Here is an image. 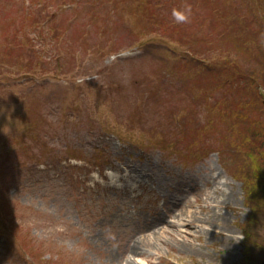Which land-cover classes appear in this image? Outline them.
<instances>
[{"label": "rangeland", "instance_id": "rangeland-1", "mask_svg": "<svg viewBox=\"0 0 264 264\" xmlns=\"http://www.w3.org/2000/svg\"><path fill=\"white\" fill-rule=\"evenodd\" d=\"M70 1L0 0V264H260L264 0Z\"/></svg>", "mask_w": 264, "mask_h": 264}, {"label": "trees", "instance_id": "trees-1", "mask_svg": "<svg viewBox=\"0 0 264 264\" xmlns=\"http://www.w3.org/2000/svg\"><path fill=\"white\" fill-rule=\"evenodd\" d=\"M258 26H260L264 31V23H261ZM262 69H264V62L262 63V68L260 70ZM255 86L256 88H254L253 94H251L250 97L245 96L242 99V104L247 107L248 112L246 122H243V124H248L246 134L251 139V144H253V154L256 158V162L258 163L260 173L264 174V99L262 98V95L264 96V73L260 78V81ZM248 98L250 100H255V103L251 101L248 103ZM235 110L236 112H233L237 115L242 111V109L239 111L238 105ZM259 191H262V194H264L263 189L260 188Z\"/></svg>", "mask_w": 264, "mask_h": 264}, {"label": "bare ground", "instance_id": "bare-ground-1", "mask_svg": "<svg viewBox=\"0 0 264 264\" xmlns=\"http://www.w3.org/2000/svg\"><path fill=\"white\" fill-rule=\"evenodd\" d=\"M132 171L134 172L135 170L133 169ZM212 190H214V189H212ZM212 193L213 192H208L207 195L211 196ZM224 196H225V194H224ZM217 215L220 216L219 214H217ZM185 217H187V215ZM160 218H161V216L157 214L153 223H157ZM175 218H176V220H174L172 222H167V226L168 225L171 226V228H168V229H172L174 226H184V227H186L185 229H187V228L191 227V225H193L194 221H198V222L206 221V220H203V218H201V217H196L193 213H190V215L187 217V219H185L184 216L180 213H178ZM210 220L211 219H208V221H210ZM185 229L183 230V232L185 231ZM151 230H153V229H151ZM163 230H164L163 226H161V228L159 230L153 231V232L149 233L147 236L142 237L141 239L140 238L133 239V244L131 246L129 245V248L132 247V249H131L132 253L129 251L130 249L128 248L129 250L127 251V253L122 254V255H125L124 257L122 256V258H121V256H118V255H115V257H114L113 255L109 254V256L106 258V260L111 262L110 264H116L118 262V260L121 258L123 260V262L121 261V262H118L117 264H140V262L137 261V259H135V255H138V256L143 255V252H144L143 248H147L148 252L154 251L155 250L154 248L158 245L157 242L160 241L157 239V237H160V235H163L162 234ZM174 231L175 230H169V231H167V233H172ZM178 231L179 230H176L175 234H177ZM184 233H186V232H184ZM163 237H164V235H163ZM183 239L185 240L184 237H183ZM138 240H141V241L138 242ZM154 240H156V242H154ZM170 240L173 241L172 238H170ZM131 241H132V239H131ZM174 243L176 244V246L184 248V249L193 248L192 245H190L189 247H186L185 245L180 244L177 241ZM141 244H144V245H141ZM196 251H197V249H196ZM131 255H133L134 257H131Z\"/></svg>", "mask_w": 264, "mask_h": 264}, {"label": "clouds", "instance_id": "clouds-1", "mask_svg": "<svg viewBox=\"0 0 264 264\" xmlns=\"http://www.w3.org/2000/svg\"><path fill=\"white\" fill-rule=\"evenodd\" d=\"M173 18L178 22V23H188L190 21L191 17V7L186 6L183 11L180 10H174L173 13ZM247 210H245V213ZM240 239H243L241 236Z\"/></svg>", "mask_w": 264, "mask_h": 264}, {"label": "water", "instance_id": "water-1", "mask_svg": "<svg viewBox=\"0 0 264 264\" xmlns=\"http://www.w3.org/2000/svg\"><path fill=\"white\" fill-rule=\"evenodd\" d=\"M260 264H264V257H263V260L261 261V263Z\"/></svg>", "mask_w": 264, "mask_h": 264}]
</instances>
